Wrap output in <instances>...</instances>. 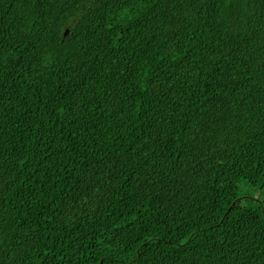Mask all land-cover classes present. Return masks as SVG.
I'll use <instances>...</instances> for the list:
<instances>
[{
  "label": "trees",
  "instance_id": "trees-1",
  "mask_svg": "<svg viewBox=\"0 0 264 264\" xmlns=\"http://www.w3.org/2000/svg\"><path fill=\"white\" fill-rule=\"evenodd\" d=\"M0 264H264V0H0Z\"/></svg>",
  "mask_w": 264,
  "mask_h": 264
},
{
  "label": "snow or ice",
  "instance_id": "snow-or-ice-1",
  "mask_svg": "<svg viewBox=\"0 0 264 264\" xmlns=\"http://www.w3.org/2000/svg\"><path fill=\"white\" fill-rule=\"evenodd\" d=\"M257 203L260 204V203H262V201L260 199H257Z\"/></svg>",
  "mask_w": 264,
  "mask_h": 264
},
{
  "label": "rangeland",
  "instance_id": "rangeland-1",
  "mask_svg": "<svg viewBox=\"0 0 264 264\" xmlns=\"http://www.w3.org/2000/svg\"><path fill=\"white\" fill-rule=\"evenodd\" d=\"M244 192H249V190L247 189L246 191H244ZM257 200V199H256Z\"/></svg>",
  "mask_w": 264,
  "mask_h": 264
},
{
  "label": "bare ground",
  "instance_id": "bare-ground-1",
  "mask_svg": "<svg viewBox=\"0 0 264 264\" xmlns=\"http://www.w3.org/2000/svg\"><path fill=\"white\" fill-rule=\"evenodd\" d=\"M177 205V204H176ZM191 205V204H190ZM192 252V251H191ZM185 259V258H184Z\"/></svg>",
  "mask_w": 264,
  "mask_h": 264
}]
</instances>
